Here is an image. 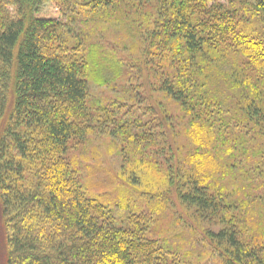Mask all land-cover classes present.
Listing matches in <instances>:
<instances>
[{
  "label": "trees",
  "instance_id": "16d2710c",
  "mask_svg": "<svg viewBox=\"0 0 264 264\" xmlns=\"http://www.w3.org/2000/svg\"><path fill=\"white\" fill-rule=\"evenodd\" d=\"M151 2L156 19L147 37L160 52L147 58L152 67L162 66L159 90L191 113L192 138L213 140L209 123L210 118L215 123L210 111L220 106L214 103L219 94L213 83L219 67L231 78L246 116L264 111L258 108L259 86L226 61L231 47L253 53L263 47L229 8L236 0ZM73 3L95 14L103 10L101 15L127 17L145 8L141 0H0V208L6 264H184L160 242L145 238L149 218L137 215L131 196L121 192L113 201L97 195L80 183L67 161L68 150L85 141L94 122L110 123L123 107L114 103L113 112L102 107L105 118L95 121L87 106L89 61L70 53L59 36ZM251 6L264 14V0ZM223 106L217 110L225 111ZM114 131L125 132L137 147L152 139L122 125ZM216 131L225 141L224 132ZM194 157L188 156L185 171L171 164L161 172L157 164L141 161L158 170L181 203L220 227L207 235L221 250L222 264H264L262 250L241 238L236 205L220 188L213 193L216 179L195 163L210 156ZM115 207L128 213L124 223H118Z\"/></svg>",
  "mask_w": 264,
  "mask_h": 264
},
{
  "label": "rangeland",
  "instance_id": "374dc122",
  "mask_svg": "<svg viewBox=\"0 0 264 264\" xmlns=\"http://www.w3.org/2000/svg\"><path fill=\"white\" fill-rule=\"evenodd\" d=\"M141 1L145 8L130 17L113 12L101 15L103 10L95 14L79 3L66 10L59 36L68 42L70 53H82L89 61L87 106L95 121L99 115L105 118L100 108L113 112L114 103L123 106L110 123L94 122L95 128L85 141L68 150L67 161L80 183L91 191L95 189L97 195L113 201L121 192L131 196L140 212L136 214L149 218L145 238L160 242L174 259L184 264H222L221 250L207 235L220 227L181 203L175 189L161 182L158 170L143 164H157L161 172L175 164L185 171L189 169L188 156L209 155V159L195 163L201 172L216 179L213 193L220 188L224 197L236 205L233 215L240 221L242 240L259 247L264 258V111L253 118L246 116L241 99L232 90L231 78H225L219 67L218 79L213 81L218 85L214 93L219 97L212 95L214 103H223L226 112L218 111L220 106L210 111L215 118L214 123L209 117L213 140L207 135L192 138L191 113L159 90L162 66L152 67L147 58L160 51L147 37V31L154 30L149 23L156 19L152 2ZM258 1L236 0L229 8L241 19L251 39L263 47L258 48L259 53L231 47L226 61L259 86L258 108L264 109V14L251 6ZM114 61L119 62L115 67L110 64ZM120 125L134 135L147 134L146 139H152L148 145L137 147L125 132L114 131ZM214 130L224 132L225 141L220 142ZM113 211L119 224L126 221L128 213L117 207ZM6 257L0 208V264H6Z\"/></svg>",
  "mask_w": 264,
  "mask_h": 264
}]
</instances>
